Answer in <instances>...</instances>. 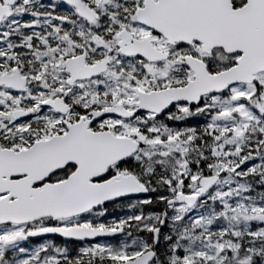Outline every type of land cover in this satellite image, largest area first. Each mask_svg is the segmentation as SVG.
I'll list each match as a JSON object with an SVG mask.
<instances>
[{"label":"snow or ice","instance_id":"snow-or-ice-1","mask_svg":"<svg viewBox=\"0 0 264 264\" xmlns=\"http://www.w3.org/2000/svg\"><path fill=\"white\" fill-rule=\"evenodd\" d=\"M0 264H264V0H0Z\"/></svg>","mask_w":264,"mask_h":264},{"label":"flooded vegetation","instance_id":"flooded-vegetation-1","mask_svg":"<svg viewBox=\"0 0 264 264\" xmlns=\"http://www.w3.org/2000/svg\"><path fill=\"white\" fill-rule=\"evenodd\" d=\"M47 238L55 239L56 241L61 242V243L63 242V238L58 237V236H56V237L48 236V237L43 238V239H33V241H34V243H35V242H38V241H41V240H44V239H47Z\"/></svg>","mask_w":264,"mask_h":264},{"label":"rangeland","instance_id":"rangeland-1","mask_svg":"<svg viewBox=\"0 0 264 264\" xmlns=\"http://www.w3.org/2000/svg\"><path fill=\"white\" fill-rule=\"evenodd\" d=\"M122 214V213H121ZM47 239H50V238H47ZM45 240V239H44ZM44 240H41V241H38V242H35V243H43L44 242ZM52 240H54V242L55 243H57V244H62L61 242H58V241H56L55 239H52Z\"/></svg>","mask_w":264,"mask_h":264},{"label":"water","instance_id":"water-1","mask_svg":"<svg viewBox=\"0 0 264 264\" xmlns=\"http://www.w3.org/2000/svg\"><path fill=\"white\" fill-rule=\"evenodd\" d=\"M43 238H46V237H37V238H32V239H43Z\"/></svg>","mask_w":264,"mask_h":264}]
</instances>
